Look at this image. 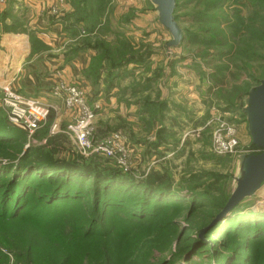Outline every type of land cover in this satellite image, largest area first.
Masks as SVG:
<instances>
[{"label": "rangeland", "instance_id": "obj_1", "mask_svg": "<svg viewBox=\"0 0 264 264\" xmlns=\"http://www.w3.org/2000/svg\"><path fill=\"white\" fill-rule=\"evenodd\" d=\"M68 3L71 9L76 4L85 8L75 17L77 28L69 32L77 42L74 51L88 58L75 83L96 114V129L103 135L122 131L127 137L131 165L121 170L139 180L150 171H165L175 184L204 193L212 189L213 196L232 192L236 158L216 154L213 136L231 125L237 128L240 149L244 152L250 145L242 108L248 89L264 79V0H178L175 15L184 34L173 46L150 0ZM60 8L50 4L43 12L54 18L70 13ZM59 81L66 80L52 81L42 92L58 97ZM69 124L60 128L51 107L47 123L36 137H27L22 149L47 146V137L65 133ZM68 138L63 156L72 149L78 152ZM22 142H0L6 143L0 147V264H216L213 241L203 232L212 210L188 216L186 210L176 214L171 209L166 216L178 231L173 241L164 228L127 227L122 211L102 214L85 195L75 200L58 199L56 193L44 197L56 185H42L34 175L20 176L19 161L9 164ZM25 181L28 186L23 188ZM84 200L89 203L84 205ZM253 201L252 208L264 212V194ZM94 214L95 233L88 226ZM182 235L209 246L187 261L191 242L180 243Z\"/></svg>", "mask_w": 264, "mask_h": 264}, {"label": "trees", "instance_id": "obj_2", "mask_svg": "<svg viewBox=\"0 0 264 264\" xmlns=\"http://www.w3.org/2000/svg\"><path fill=\"white\" fill-rule=\"evenodd\" d=\"M69 1L71 4L74 2V0ZM76 5L73 6L70 13L55 18L68 22L70 28L76 29L78 23L75 17H77L78 11H85L84 7H79L81 4ZM177 7L178 0H176L174 15ZM13 8L14 5L10 4L6 10L0 12V38L2 32L26 30L23 27L24 21L21 20L23 18L13 12ZM30 34L32 35V33ZM33 45L36 46L34 37ZM114 55H117L116 52ZM252 88L248 89L246 96ZM243 118L246 120L244 110ZM45 129L48 130L47 127ZM99 134L104 136L100 132ZM34 135L36 137L37 134ZM27 137L26 131L11 124L5 112L0 109V139H2L0 142L10 144L23 141L21 147L15 148L14 151L17 152L14 153V158L9 164L14 165L19 161L21 167L17 171L20 176L34 175L38 181L42 182V185H56L44 197L50 193H56L58 199L73 198L75 200L79 196L85 195L84 198L88 197L94 200L97 210L99 207L102 209V214H108L110 209L120 210L126 217L127 227L131 228V225L135 224L138 226L149 224L159 229L164 228L168 231L167 239L170 238L171 241L178 236L177 226L173 225L166 216L171 209L176 214L186 210L189 213L188 216H192L204 208L212 210L207 215V224L209 225L232 194V192L221 191L213 196L212 189H210L211 192L204 193L193 187L185 188L175 184L165 171H150L143 179L139 180L132 172L122 171L112 164L109 158L99 154L85 156L74 152L73 149L72 152L70 149H66V152L70 151V153L68 156H63L62 146L70 140L62 132L48 136L47 146H29L28 149L23 150ZM6 143H0V147ZM45 147H48V150ZM89 182L91 183L88 186ZM24 185L28 186V183L23 182V188ZM82 203L87 205L89 202L84 200ZM253 204V200L242 201L224 219L204 232V236L213 241V253L214 256H218L217 260L215 259L216 264H264V212H257L252 208ZM73 205L75 204H72V208ZM91 218L90 225H88L89 232L95 233L98 229L97 214L92 215ZM214 235H218L220 238L210 237ZM187 239L191 242V246L186 248L187 261L191 256L193 258L194 254H199L201 249L209 246L204 240L194 243L192 235H182L179 241L187 246ZM220 259L224 261L220 262ZM102 262L103 264H115L108 261Z\"/></svg>", "mask_w": 264, "mask_h": 264}, {"label": "crops", "instance_id": "obj_3", "mask_svg": "<svg viewBox=\"0 0 264 264\" xmlns=\"http://www.w3.org/2000/svg\"><path fill=\"white\" fill-rule=\"evenodd\" d=\"M62 1L14 0V4L13 0H3L0 4V12L6 10L10 4L14 5L13 12L23 18L21 20L24 21L23 27L26 29L1 34L0 86L10 85L26 97L38 95V99L47 101L54 111L55 120L60 128L71 122L72 118L65 110L61 98L52 97L48 92H42V89L43 87L48 88L49 83L59 78L68 82H76L79 78V69L84 68L88 61L86 53L74 51L77 42L69 33L68 22L44 15L43 10L50 4H57L61 10L64 9L66 12L72 11L68 0ZM26 9H28L27 12ZM64 15L62 14L61 17ZM46 16L51 18L47 19ZM33 37L36 40V46L33 45ZM248 134L250 136L249 130ZM251 142L250 136L249 144ZM248 147L249 145L244 152L241 150L237 155H232L236 158L235 177L241 174L238 157L248 152ZM263 194L264 187L254 197L257 198Z\"/></svg>", "mask_w": 264, "mask_h": 264}, {"label": "built area", "instance_id": "obj_4", "mask_svg": "<svg viewBox=\"0 0 264 264\" xmlns=\"http://www.w3.org/2000/svg\"><path fill=\"white\" fill-rule=\"evenodd\" d=\"M2 92V106L9 122L25 130L28 138H32L47 123L51 107L39 99L18 93L10 85H4ZM55 94L62 99L65 110L72 118L64 132L73 141L75 149L85 156L102 155L120 169L128 170L131 155L127 137L122 131H114L104 136L99 134L95 123L96 114L88 105L81 85L59 81ZM56 128L57 125H53V130ZM236 129L226 125L215 131L212 150L216 154L237 155L241 152Z\"/></svg>", "mask_w": 264, "mask_h": 264}, {"label": "water", "instance_id": "obj_5", "mask_svg": "<svg viewBox=\"0 0 264 264\" xmlns=\"http://www.w3.org/2000/svg\"><path fill=\"white\" fill-rule=\"evenodd\" d=\"M150 2L158 13L159 22L172 36L169 46L179 45L183 40V31L174 15L176 0ZM243 110L252 142L248 152L238 157L241 174L233 178V191L228 202L203 232L224 219L242 201L256 198L254 196L264 187V79L249 91Z\"/></svg>", "mask_w": 264, "mask_h": 264}]
</instances>
